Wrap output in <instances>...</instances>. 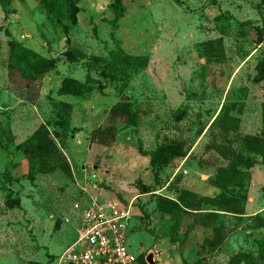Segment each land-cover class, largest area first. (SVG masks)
<instances>
[{
	"label": "rangeland",
	"instance_id": "1",
	"mask_svg": "<svg viewBox=\"0 0 264 264\" xmlns=\"http://www.w3.org/2000/svg\"><path fill=\"white\" fill-rule=\"evenodd\" d=\"M116 1L0 2V264H56L96 196L132 204L128 247L156 264L259 259L264 166L244 148L264 142V0H120L122 15ZM13 40L55 68L30 81L11 65ZM118 46L139 66L124 93L110 70ZM67 78L89 90L60 94ZM121 101L137 127L113 111ZM42 126L45 148L21 149ZM9 191L21 207L9 206ZM189 193L223 194L236 213L206 203L171 213L181 199L195 205ZM211 226L221 241L212 253Z\"/></svg>",
	"mask_w": 264,
	"mask_h": 264
},
{
	"label": "trees",
	"instance_id": "2",
	"mask_svg": "<svg viewBox=\"0 0 264 264\" xmlns=\"http://www.w3.org/2000/svg\"><path fill=\"white\" fill-rule=\"evenodd\" d=\"M3 0H0V2ZM115 10L118 13V15H122L124 12V7L120 0H117L114 4ZM11 65H18L22 69L24 76L31 80H36L39 78L44 72L47 70L55 68L56 64L53 60L47 59L39 54H37L35 51L30 50L26 47H24L21 43H19L16 40L11 41ZM142 65V64H139ZM138 71L139 66L137 62H133L132 59L128 57H123L121 55V48L118 46L117 53L113 54L112 56V63L110 65V70L113 73L114 78L121 77L123 80V85L119 87V91L121 93H124L125 87L128 84V79L130 77V72L128 71ZM264 78V71L262 72V75L260 76V79ZM120 79V78H119ZM88 87L86 84L82 83L81 81L67 78L63 80L61 87L59 89V93L62 95H73V96H79L82 94H85L88 91ZM120 109H124L127 112V115L132 122L133 126H138V115L135 111L132 109V105L130 102H124L121 101L118 104H116L113 107V111L117 113ZM63 121V120H62ZM61 121V125L64 126L65 123ZM116 133V129H112ZM94 135H103L105 134L104 130L102 128H98L94 131ZM47 129L42 126L37 133H35L33 136H31L26 142L21 144L20 148L29 151H40L45 148V138L48 137L47 135ZM263 136H264V105H263ZM251 140V138L247 137L244 141ZM254 150H248L245 149V152L251 153L259 157L260 161H258L259 165L264 166V142H261L259 145L256 143L253 145ZM152 161L155 160L156 153H152ZM32 171H34V168L36 169V165L39 162L37 160V156H32ZM220 173H224L226 171L225 168H219ZM4 175V174H3ZM155 181L158 182L159 174L156 172L154 174ZM213 182L216 185L223 186V178L218 176ZM9 190V189H8ZM189 196L193 198V201L195 202V205H191L188 203L185 199L180 200V204L172 203L173 209L170 210L171 213L177 216H183L187 214H191L193 210L199 211L201 210L202 203H206L212 206H217L221 211H227V212H234V209L230 206H222L220 203L221 198L223 197V194L219 195L216 198H198V195L194 193H189ZM7 203L11 207H21V201L20 198L14 197L13 192L9 191L7 196ZM236 213V212H234ZM207 217L211 218L212 220H215L216 223L218 218H220V214L218 213H209L206 215ZM256 220L258 221V225L260 227H264V216L261 214L256 215ZM216 225V224H215ZM213 231V239L211 240L212 246L210 247L209 252H214L215 249L219 248L221 241L220 236L218 235L219 229L216 228V226H211ZM174 241L177 240V236L173 237ZM259 259L246 253H239L234 257V260L236 262H242L244 264H264V240L259 241ZM140 260L142 261V256L140 257ZM203 259L199 260V263L202 264ZM184 264H188L186 261Z\"/></svg>",
	"mask_w": 264,
	"mask_h": 264
},
{
	"label": "built area",
	"instance_id": "3",
	"mask_svg": "<svg viewBox=\"0 0 264 264\" xmlns=\"http://www.w3.org/2000/svg\"><path fill=\"white\" fill-rule=\"evenodd\" d=\"M132 209V204L117 199L93 197L83 212L75 242L56 259V264H150L147 254L138 256L128 247Z\"/></svg>",
	"mask_w": 264,
	"mask_h": 264
},
{
	"label": "water",
	"instance_id": "4",
	"mask_svg": "<svg viewBox=\"0 0 264 264\" xmlns=\"http://www.w3.org/2000/svg\"><path fill=\"white\" fill-rule=\"evenodd\" d=\"M147 261L150 263V264H156L155 261H154V258L152 256V254H150L147 258Z\"/></svg>",
	"mask_w": 264,
	"mask_h": 264
},
{
	"label": "flooded vegetation",
	"instance_id": "5",
	"mask_svg": "<svg viewBox=\"0 0 264 264\" xmlns=\"http://www.w3.org/2000/svg\"><path fill=\"white\" fill-rule=\"evenodd\" d=\"M141 252H142V251H141ZM141 254H142V256H143L144 252H142Z\"/></svg>",
	"mask_w": 264,
	"mask_h": 264
},
{
	"label": "crops",
	"instance_id": "6",
	"mask_svg": "<svg viewBox=\"0 0 264 264\" xmlns=\"http://www.w3.org/2000/svg\"><path fill=\"white\" fill-rule=\"evenodd\" d=\"M142 253V252H141Z\"/></svg>",
	"mask_w": 264,
	"mask_h": 264
}]
</instances>
